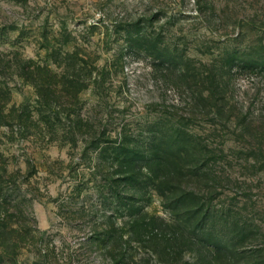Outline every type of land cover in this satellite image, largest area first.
I'll return each instance as SVG.
<instances>
[{"label": "rangeland", "instance_id": "rangeland-1", "mask_svg": "<svg viewBox=\"0 0 264 264\" xmlns=\"http://www.w3.org/2000/svg\"><path fill=\"white\" fill-rule=\"evenodd\" d=\"M161 118L209 148L213 207L264 249V0H0V264L192 261L185 212L126 182Z\"/></svg>", "mask_w": 264, "mask_h": 264}, {"label": "trees", "instance_id": "trees-1", "mask_svg": "<svg viewBox=\"0 0 264 264\" xmlns=\"http://www.w3.org/2000/svg\"><path fill=\"white\" fill-rule=\"evenodd\" d=\"M193 79H197V83L201 85V97L205 91L208 93L207 107H212V103L214 107L218 106L219 99L216 95L219 94L220 84L217 77L204 78L198 74ZM156 128V133L153 134V139L156 140L149 145L151 157L124 162L125 167L130 170V177L126 178V182L144 190L149 180L169 209L185 212L191 227H194L185 241L187 252L192 254V261L189 260L187 264H264V249L255 251L247 248L248 244L253 245L246 221H237L233 217L231 219V216L222 220L220 211L213 207L219 184L218 177L213 175L208 165V155L211 152L209 148L198 143L186 130H181V127L169 120L161 118L156 123ZM194 185L198 187L194 188ZM219 222L228 229L232 245L229 242L224 244L226 242L223 243L218 238ZM170 235L177 242L179 233L171 231ZM237 235L242 237V249L233 245L232 240ZM156 237L166 238L162 227L158 229ZM236 253L241 255L239 260L235 259Z\"/></svg>", "mask_w": 264, "mask_h": 264}]
</instances>
